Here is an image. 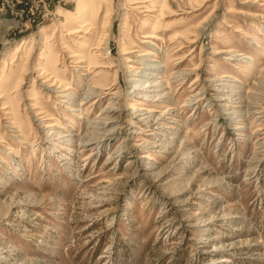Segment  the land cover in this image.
Listing matches in <instances>:
<instances>
[{"label": "rangeland", "instance_id": "rangeland-1", "mask_svg": "<svg viewBox=\"0 0 264 264\" xmlns=\"http://www.w3.org/2000/svg\"><path fill=\"white\" fill-rule=\"evenodd\" d=\"M0 89V264H264V0H0Z\"/></svg>", "mask_w": 264, "mask_h": 264}, {"label": "bare ground", "instance_id": "bare-ground-1", "mask_svg": "<svg viewBox=\"0 0 264 264\" xmlns=\"http://www.w3.org/2000/svg\"><path fill=\"white\" fill-rule=\"evenodd\" d=\"M204 29H205V27L204 26H202V28L200 29V31H199V33H201V32H203L204 31ZM68 31V30H67ZM70 31V30H69ZM77 31H79V30H75V32H77ZM70 33V32H69ZM53 35V34H52ZM143 37H150L149 36V34H147V35H143ZM60 45H62V44H60ZM97 47V46H96ZM62 49L64 48V47H61ZM67 48V47H66ZM62 49H61V51H62ZM45 51V50H44ZM64 52V51H63ZM125 53V52H124ZM47 57L45 58L46 59V63H48V64H50L51 65V67L49 66V68H51V71L50 72H47V69H40V72L39 73H37V75H36V77H38V78H40V79H43V83L45 84V85H47V87H53V85L55 84V83H53V81L51 82V83H49V81H50V77L52 78V77H54L53 75H52V73L57 69V66H58V57L55 55V53H53L51 50L49 51V52H47L46 54H45ZM142 55H144V54H140L139 56H142ZM75 55H72L71 57H74ZM43 57V56H42ZM82 61V59L81 60H77L75 63H77V62H81ZM89 61H91V60H89ZM93 61V60H92ZM94 62V61H93ZM89 64L91 63V62H88ZM97 63V62H96ZM154 65H151V66H149V68L151 69V67H153ZM20 68V67H19ZM44 68V67H43ZM39 71V70H38ZM12 73V72H11ZM9 76H11L10 74H8ZM15 76V75H14ZM16 77V76H15ZM18 77V76H17ZM11 78V77H10ZM9 78V79H10ZM12 78H14V77H12ZM17 82H18V79H17ZM20 83V82H19ZM17 86V85H16ZM59 87H61V86H56V88L55 87H53V88H55V92L56 91H61V90H64V89H61V88H59ZM7 88V87H6ZM5 88V89H6ZM57 88H59V90H56ZM143 89L145 88V86H143L142 87ZM1 90V89H0ZM2 94V93H1ZM0 94V95H1ZM59 96V95H58ZM11 101V100H10ZM7 103H10L9 102V100L7 101ZM12 104H14V103H12ZM10 106H11V103H10ZM13 106V105H12ZM7 107H9L8 105H5V106H3V109H5V108H7ZM13 108V107H12ZM33 108H34V105H33ZM12 112V111H11ZM5 113V112H4ZM37 113V112H36ZM35 113V114H36ZM11 115H12V113H11ZM14 116V115H13ZM16 118H18V116H14L13 117V120H15ZM20 119V118H19ZM15 123V122H14ZM16 126V125H15ZM14 126V127H15ZM18 126V125H17ZM50 126V125H49ZM19 127V126H18ZM18 129V128H17Z\"/></svg>", "mask_w": 264, "mask_h": 264}]
</instances>
